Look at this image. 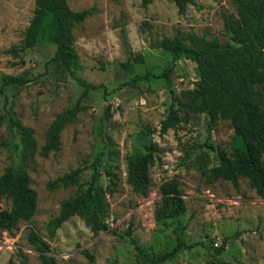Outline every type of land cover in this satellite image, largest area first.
Instances as JSON below:
<instances>
[{
	"label": "rangeland",
	"instance_id": "obj_1",
	"mask_svg": "<svg viewBox=\"0 0 264 264\" xmlns=\"http://www.w3.org/2000/svg\"><path fill=\"white\" fill-rule=\"evenodd\" d=\"M67 2L73 10L94 9L73 28L77 64L71 70L49 62L55 51L52 42L25 48L18 56L6 52L20 45L34 0H0V83L6 75L28 79L23 85H8L0 95V174L20 162L19 127L29 129L36 143L35 152L23 161L36 193L35 211L9 230H0V264H41L27 241L30 228L48 243V253L58 264H264V198L246 178L234 186L211 176L218 164L216 148L230 151V120L212 122L206 113L183 105L187 96L182 91L192 89L198 77L195 63L180 57L169 73L170 84L163 78L125 84L167 64L168 53L155 43L177 29L229 41L223 20L235 13L232 0H194L184 13L168 0L145 6L141 0ZM127 60L131 67L123 66ZM78 78L99 86L82 96ZM79 97L82 109L62 129L58 148L39 155L48 124ZM171 105L179 108L180 121L160 133ZM149 147L154 162L144 196L126 181V156L143 154ZM77 167L81 172L75 184L48 188L49 181ZM170 178L180 183L185 210L156 220L158 187ZM90 182L103 191L108 228L93 232L81 216L72 215L49 237L47 222L61 202ZM2 208H10L8 198H0ZM223 238L225 245L217 250ZM177 241L180 249L159 260Z\"/></svg>",
	"mask_w": 264,
	"mask_h": 264
},
{
	"label": "trees",
	"instance_id": "obj_2",
	"mask_svg": "<svg viewBox=\"0 0 264 264\" xmlns=\"http://www.w3.org/2000/svg\"><path fill=\"white\" fill-rule=\"evenodd\" d=\"M168 1L176 5L179 13H184L187 5L194 2ZM151 2L152 0H141L144 6ZM232 3L235 13L225 16L223 20L229 41L219 42L215 38H205L195 32L177 29L172 36H163L155 43L156 47L168 53L167 64L158 71L147 70L143 74H137L132 81L125 84H135V81L141 79L160 78L170 84L169 73L180 57L194 62L198 77L192 89L182 91L187 96L183 105L192 112L206 113L212 122L218 118L229 119L234 132L229 152L222 147L216 148L218 164L212 167L211 176L228 180L234 186H237L240 178H246L250 187L264 198V0H232ZM93 11V7L73 10L67 0H34L33 13L20 45H12L5 51L18 56L19 51L25 48L52 42L55 51L49 62L61 64L71 70L77 64L73 28L93 14ZM139 59L140 56L135 60ZM122 64L124 67L132 65L130 60ZM78 80L83 86L82 96L87 95L89 89L99 86L80 78ZM27 81L22 76H4L0 83V95L8 85H23ZM173 99L182 104L179 96L174 95ZM80 102L79 97L72 106L54 116L44 132L39 155L45 157L58 148L62 129L82 109ZM178 110L173 105L169 107L160 122V133H165L178 124ZM19 134L20 162L15 167L8 166L0 174V198L10 200L9 209H0V230H9L19 220L29 219L35 211L36 193L29 186L28 176L23 171V161L27 154L35 152L36 143L29 129L19 127ZM208 146L215 149L212 144ZM99 162L100 157L95 165ZM153 162L151 147L143 154L126 156V181L133 191L147 195L150 186L148 169ZM80 172L79 167L71 169L49 181L47 186L54 188L73 185L78 181ZM179 184L176 178L159 184L161 202L154 209L156 220L175 217L185 210ZM72 215L81 216L93 232L108 228L105 222L107 203L103 191L95 183L90 182L84 190L61 202L57 215L47 222L49 237ZM26 237L31 247L38 252L41 264H58L48 253V243L34 229L30 228ZM180 246L181 242L177 241L171 250L159 256V260L173 256ZM221 248L220 245L217 250ZM83 253L93 260L86 250Z\"/></svg>",
	"mask_w": 264,
	"mask_h": 264
},
{
	"label": "water",
	"instance_id": "obj_3",
	"mask_svg": "<svg viewBox=\"0 0 264 264\" xmlns=\"http://www.w3.org/2000/svg\"><path fill=\"white\" fill-rule=\"evenodd\" d=\"M225 240H226L225 238L222 239L221 244H220L221 246L225 245Z\"/></svg>",
	"mask_w": 264,
	"mask_h": 264
}]
</instances>
